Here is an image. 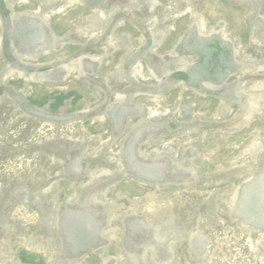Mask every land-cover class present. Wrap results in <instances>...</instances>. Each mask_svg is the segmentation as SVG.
I'll return each mask as SVG.
<instances>
[{"label":"rangeland","instance_id":"obj_1","mask_svg":"<svg viewBox=\"0 0 264 264\" xmlns=\"http://www.w3.org/2000/svg\"><path fill=\"white\" fill-rule=\"evenodd\" d=\"M0 264H264V0H0Z\"/></svg>","mask_w":264,"mask_h":264}]
</instances>
